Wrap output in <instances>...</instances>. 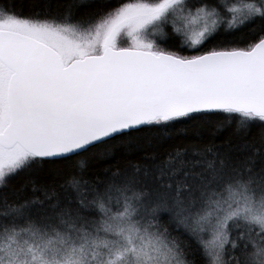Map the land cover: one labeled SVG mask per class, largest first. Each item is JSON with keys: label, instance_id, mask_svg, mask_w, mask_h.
<instances>
[{"label": "snow or ice", "instance_id": "obj_1", "mask_svg": "<svg viewBox=\"0 0 264 264\" xmlns=\"http://www.w3.org/2000/svg\"><path fill=\"white\" fill-rule=\"evenodd\" d=\"M17 7L0 0V188L71 171L64 196H0V264H264V0ZM187 125L236 138L164 146ZM96 159L116 163L86 176Z\"/></svg>", "mask_w": 264, "mask_h": 264}, {"label": "trees", "instance_id": "obj_2", "mask_svg": "<svg viewBox=\"0 0 264 264\" xmlns=\"http://www.w3.org/2000/svg\"><path fill=\"white\" fill-rule=\"evenodd\" d=\"M26 0H17V11L20 10L19 5L24 4ZM25 14H27V7L24 8ZM214 46V45H213ZM183 130H174L176 133L171 140L165 142V147L172 144L191 146V145H207L215 143L217 145L224 144L230 139H235V129L234 127H224L222 130L217 131L215 127L204 126L199 127L196 125L181 126ZM256 128L252 129V133L255 134ZM116 161L113 160L110 163L103 160H92L90 161L89 168L86 172V176L94 177L96 175L102 174L104 169L111 167ZM50 166L45 165L43 169L34 168L33 171L28 173H22L21 175L12 178L6 188H0V196L6 195L10 200H26V199H39L42 198V192L33 191V182L37 186L41 185H52L55 183L57 189V195L64 196L66 194L65 181L70 173L68 168H60V174L56 175L54 178L49 175ZM187 239V237H184ZM193 247H196L194 241H190Z\"/></svg>", "mask_w": 264, "mask_h": 264}]
</instances>
